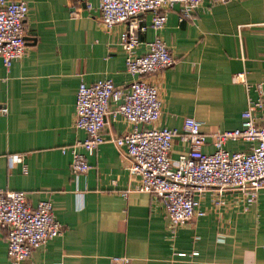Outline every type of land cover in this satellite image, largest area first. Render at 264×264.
Wrapping results in <instances>:
<instances>
[{
  "label": "crops",
  "instance_id": "0c3cea01",
  "mask_svg": "<svg viewBox=\"0 0 264 264\" xmlns=\"http://www.w3.org/2000/svg\"><path fill=\"white\" fill-rule=\"evenodd\" d=\"M13 1L28 7L26 49L9 68L0 60V188L25 191L32 208L52 203L61 225L60 235L21 264H264V188L247 209L239 193L225 192L217 204L208 190L198 207L203 215L172 230L161 200L134 191L137 177L108 141L131 129L121 117L106 118L107 140L87 155L89 169L71 171V152L60 149L86 136L73 125L80 82L108 79L126 88L136 77L126 71L119 44L126 25L102 27L99 0ZM193 9L183 18L174 4L163 29L138 34L136 54H145L157 34L168 46L175 63L146 78L162 103L155 126L181 130L192 117L207 135L203 152H212L213 135L239 128L248 101L264 96V0H201ZM151 16L140 18L147 26ZM241 70L248 88L232 80ZM223 146L250 147L243 140ZM188 148L175 138L171 157ZM15 154L24 156L25 170L10 162ZM4 234L0 228V264H10ZM122 256L129 261L112 263Z\"/></svg>",
  "mask_w": 264,
  "mask_h": 264
},
{
  "label": "built area",
  "instance_id": "2783aa9c",
  "mask_svg": "<svg viewBox=\"0 0 264 264\" xmlns=\"http://www.w3.org/2000/svg\"><path fill=\"white\" fill-rule=\"evenodd\" d=\"M232 0H209L214 5ZM201 0H99V24L109 29L124 23L126 32L119 44L124 51L126 71L136 76L126 88L116 87L111 80L99 79L93 84L80 82L76 93L74 127L86 133L83 140H75L60 150L71 152L69 167L74 173L84 174L88 168L87 155L107 139L102 133L106 118L121 117L131 129L109 138L118 153L127 159L128 171L137 177L134 191L145 192L161 200L171 229L203 215L198 207L201 198L212 190L222 204L225 192H236L245 202V208L257 200L264 188V96L260 94L241 112L239 128L222 130L213 135L212 152H203L207 135L202 133L192 117H187L181 130L155 126L161 116V98L158 88L149 83L148 76L172 66L175 61L168 46L157 34L147 44L148 51L137 55L140 46L138 34L148 28L163 29L166 13L178 4L184 18H192L193 8ZM28 7L24 1L0 0V60L6 68L25 52L23 21ZM151 13L149 25L144 16ZM234 83L248 88L244 70L232 75ZM114 104V106H111ZM2 112H6L3 108ZM180 139L189 148L171 157L172 144ZM243 140L249 151L229 152L226 142ZM10 162L21 164L24 156L15 154ZM130 190L123 191L126 195ZM0 228L5 230L7 257L10 264H21L30 258L35 248L60 235L61 225L52 213V203L39 201L32 208L27 193L0 188ZM196 255L197 252H192ZM185 256L184 253L179 254ZM126 256L112 258V263H127Z\"/></svg>",
  "mask_w": 264,
  "mask_h": 264
}]
</instances>
